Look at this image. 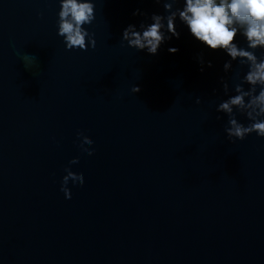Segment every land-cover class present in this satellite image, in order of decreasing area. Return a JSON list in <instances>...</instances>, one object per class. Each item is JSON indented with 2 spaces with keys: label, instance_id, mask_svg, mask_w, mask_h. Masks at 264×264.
I'll return each instance as SVG.
<instances>
[{
  "label": "water",
  "instance_id": "1",
  "mask_svg": "<svg viewBox=\"0 0 264 264\" xmlns=\"http://www.w3.org/2000/svg\"><path fill=\"white\" fill-rule=\"evenodd\" d=\"M94 3L96 47L69 50L59 0H0V264H264V137L217 112L246 67L179 21L156 55L128 46L163 3Z\"/></svg>",
  "mask_w": 264,
  "mask_h": 264
},
{
  "label": "clouds",
  "instance_id": "2",
  "mask_svg": "<svg viewBox=\"0 0 264 264\" xmlns=\"http://www.w3.org/2000/svg\"><path fill=\"white\" fill-rule=\"evenodd\" d=\"M155 3H163L164 12L151 13L139 27L128 24L122 31V40L130 47L156 55L166 41L180 38L179 21L205 48L221 50L229 57L223 65L225 73L233 68V61L245 66L246 71L239 76L234 88H230L224 77L220 78L226 98L217 105V112L228 115L225 132L229 139L243 140L253 132L264 137V51L257 55V49H264V0H155ZM59 4L57 34L63 38L65 47L86 50L91 46L94 49V34L86 27L95 19L94 0H59ZM133 15L148 17V13L140 9ZM168 51L176 53L179 48L170 46ZM197 59L200 71H204L205 64L212 67V61H205L202 54ZM132 90L139 92L140 88L135 85ZM237 112L246 116L247 124L238 119ZM77 138L81 153L92 155L94 141L83 134H78ZM79 163V159L70 161L71 165ZM65 173L61 191L71 200L69 185L82 186L85 178L74 173L71 167L65 168Z\"/></svg>",
  "mask_w": 264,
  "mask_h": 264
}]
</instances>
